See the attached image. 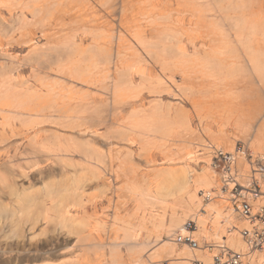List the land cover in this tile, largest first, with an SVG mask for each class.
<instances>
[{
  "label": "bare ground",
  "instance_id": "obj_1",
  "mask_svg": "<svg viewBox=\"0 0 264 264\" xmlns=\"http://www.w3.org/2000/svg\"><path fill=\"white\" fill-rule=\"evenodd\" d=\"M223 1V8L229 10H222ZM171 5L175 7L170 10ZM174 10L177 18L173 17ZM6 13L11 21L4 17L3 14ZM263 14L264 0H0V31L8 35L7 44L12 47L34 41L32 27L39 32L36 42L40 43L41 38L53 42L52 46L44 48L42 53L32 59L35 64L31 65H36L34 83L26 80L23 85L16 78L14 72H19L22 67L18 60L9 57L11 64L8 65L9 62L5 60L1 64L3 76L8 75L5 86L0 87V264H108L109 260L111 263L123 264L118 252L121 244L129 247L134 264H159L166 257L172 264H216V256L226 250L243 254L242 264H263L264 261L258 258V251H264V239L259 238L254 230L260 226V221L255 216L264 214V145L259 151L250 149L245 143H242L244 147H237L234 151L228 152L221 148L215 150V154L219 151L229 154L226 155L230 159L227 162L229 165L220 174L223 187L216 184V170L196 172L188 169V177L183 175L180 179L171 173L167 177L163 175L164 183H159L158 193H164L167 182H181L180 191L187 197L185 199L182 193L175 194L178 206L170 213L167 239L157 235L154 240L156 246L146 259L141 260L140 252L153 241L141 242L138 229L127 228L124 239L114 237L110 242H100L102 249L103 245L111 248L110 257L99 251V255L96 253L98 257L93 259L90 258L89 249L97 248L99 240L96 241L93 234L88 233V237L84 235L89 226L87 219L77 217V214L75 216L70 209L76 207L87 212L84 202L89 203L90 197L93 199L101 196L90 191L102 189L101 179L107 175L111 182L117 178H126L127 182L123 183L127 185L122 188L132 191L134 188L131 186L136 182L134 171L130 175L129 168L125 167L128 164L126 160L120 163L118 170L115 169L110 150L103 154L99 148H88L91 143L85 147L77 145L78 140L75 143L61 131L47 129L44 125L52 119L58 120L61 125L78 121L87 125L85 129L94 134V125L103 124L114 130L115 125H121L122 122V130L136 133L141 141L161 138L168 142L169 137L177 136V127L174 126L176 120L169 113H162L160 108L135 109L137 100L129 95L128 86L134 83L136 74L143 83L147 75L138 64H134L131 57L138 54L140 47L135 44H139L154 58L157 65H161V77L165 78L166 71L170 69L168 65L173 64L182 72L189 73L191 70L188 72V68L192 64L167 62L178 56V53L186 54L189 43L194 50L198 47L196 38L191 39L192 35L188 36L185 43L179 42V39L175 42L171 36L189 23L200 31L199 37L203 39V46L200 47L206 49V54L208 52L211 56L203 61V66H199V70H204V75L211 66L216 72L209 77L225 72L226 77L233 79L239 75V71L244 70L257 80L259 78L258 95L261 96V101L258 113L256 110L246 111L242 100L227 105L224 115L226 122L232 123L240 132L250 133L251 145L260 147L264 143V21L258 23V15ZM15 16L20 21L19 28L11 24ZM28 16L33 18L32 22H28ZM75 23L77 29L82 31L79 35L80 42L92 39V45H87L89 48L79 44L76 40L77 32H70L69 35L63 33ZM145 23L150 24V28ZM149 36L156 39L148 40ZM211 59L215 62L214 65H211ZM27 60L32 61L30 57ZM55 64H64L66 68L63 67L62 70L67 69L66 73L74 77L70 78L62 71V75H52L51 70ZM161 77H158V84L164 82ZM52 78L54 81L58 80L52 82ZM93 86L98 90V95L95 96L102 97L99 102L91 94ZM256 119L258 123L255 122ZM15 122L22 124L20 129ZM41 130L45 134L40 139ZM7 131L11 132L10 135H7ZM16 136L20 139L13 140ZM108 141L106 144H111L112 141ZM245 148L251 150L248 155ZM149 156L144 158L148 163L151 162ZM246 156L251 175L248 176L249 172L247 175L243 173L242 177H249L248 185L242 184L243 178L238 177L241 173L237 172L238 159ZM75 157H78L77 161ZM51 159L52 166L45 169ZM178 159H197L196 151L186 150ZM32 173H37L34 179L41 181L42 187L38 186L33 192L30 187L26 192L17 185V180L20 181L17 178H26ZM54 177H58V180ZM252 181L260 185L258 194L250 190ZM235 185L241 188V196L231 193ZM106 188L108 187L104 189ZM207 189L215 191L206 193ZM228 190L229 193L226 192ZM203 196L209 202L203 203ZM216 196L227 202L231 206L229 210L237 213L251 226L243 223L234 225L229 230L230 216H224L219 206L211 204ZM258 196L263 198L261 203ZM242 199L250 202L251 215L241 214V206L236 203ZM116 202L117 207L120 201ZM138 206L141 207L142 204ZM188 218L195 220L194 230L187 228ZM40 219L45 221L42 228L45 237L42 240L33 245L11 240L15 237L23 239L26 225L34 227ZM156 219L155 227L150 230L152 232L164 229L166 212L160 213ZM7 228L11 234L5 235ZM64 234L74 236L72 247H49L53 240L58 242ZM194 235L205 237V245L193 246L185 240L186 236L196 239ZM210 239L216 241L211 243ZM90 241L93 244H88ZM84 243L93 247L86 249Z\"/></svg>",
  "mask_w": 264,
  "mask_h": 264
},
{
  "label": "rangeland",
  "instance_id": "obj_2",
  "mask_svg": "<svg viewBox=\"0 0 264 264\" xmlns=\"http://www.w3.org/2000/svg\"><path fill=\"white\" fill-rule=\"evenodd\" d=\"M80 1V0H78ZM224 1L221 2V8H223ZM175 6L171 5L169 8L173 9ZM229 10V8H223L222 10ZM61 8V13H62ZM4 17L10 20L9 14H3ZM13 18L14 22L13 26L20 27V21L16 18ZM174 18H177L176 11L174 10ZM152 18V17H151ZM150 18V19H151ZM264 14L262 16L258 15V23L264 20ZM11 21V20H10ZM33 18L31 16H28V22H32ZM152 21V20H151ZM70 23H72L70 21ZM148 23V22H147ZM148 28H150V24H147ZM70 25V24H69ZM68 26V25H67ZM66 26V27H67ZM73 26V27H71ZM69 30H64L63 33H74L77 32L76 40L79 41V44H81L85 48H89L87 45H92L91 38L84 39L80 42L79 35L82 33V31L77 29V24H71L69 26ZM32 36L34 41L28 44H15L11 47V45L7 44V37L8 35L4 34L2 31H0V87L5 86L6 77L7 75H4V71L1 67L2 62L5 60L6 62H9V64L12 63V61L9 59V57L14 58L15 60H18L19 63L22 64V67L19 72H14L15 76H17V79H20V83H23L25 85V81L29 80L30 82L34 83L36 81L35 79V66H32L31 64H35V61L32 60L36 58V55L40 54V52H43L44 48H48L49 46L53 45V42H49L45 38L40 39V43L36 42V39L39 36V32L37 30H34L35 28L32 27ZM71 29V31H70ZM72 29H75L74 31ZM193 25H190L189 23H186L183 30L174 32V35H171L174 37V41L176 42L177 39L180 41H183L184 43L187 42V38L189 35L192 38H196V42L198 44V47L196 50H194V47H191L192 45L189 43V47L186 54H176V56L173 59H169L167 62H173L176 63H184L187 62L188 64H192L190 68H188L189 73L182 72L178 67L176 68L173 65H168V69L166 71V76L161 77V65L154 61V58L149 55L145 48L143 46L138 45L140 50L138 51V54L135 55V57L132 55L131 58H133L134 64H138L142 71H145V74L147 75L145 78V82H142V79L138 74H136L134 83L130 86H128L129 89V95L132 96L138 103L137 105L134 104V107L137 110L139 109H147L152 110L154 108H160L162 109V113H169L172 115L173 120H176L174 123V126H176L177 136L169 137V141L165 142L163 139H154L152 140H143L139 138V136L136 135V133H132L130 131L125 132L122 130V122L121 125L116 124L114 130H110L108 127H106L103 124H97L94 125L96 129V133L92 134L91 130H87V125H83L81 122L78 123V121L74 122L71 121L69 123H64L61 125V123L55 121V119H52V121L45 122L44 125L47 129H57L61 131V133L64 136L70 137V140H73L75 143L77 142V145H81L83 147L87 146L89 143L91 145L88 146H94L96 148L101 149L105 154L107 151H111V156L113 158V167L115 169H119V165L122 161L126 160L127 164L125 167H128V171H130V175L134 174V182L135 185L131 186V188H134L132 191H129L130 189H123V185L127 182L126 178L121 177L117 178L114 181H110L109 176L103 177L101 179V190H92L90 193L99 195L100 197H91L89 198L90 202H84L83 204L86 207V211L84 212L79 208H71V213L77 214V217H85L87 219V224L89 228L86 227L85 229V236H89V234H93V237H95V240L98 241V247L94 248L92 245L89 246L86 244L85 248L88 249L90 247H93L89 249L90 258L95 259L97 254L99 255L106 253L107 255L111 254V248L109 246H104L103 249L101 248V243H107L113 240L114 237H119L121 239H124V233L127 228L130 229H138L139 232V239L141 242H151V245H145V249L140 252V259H146L147 255L153 250L154 246H156V243L154 240L156 239L157 235L162 236L164 239H167V232L169 229V223H170V213L178 206L177 199L175 197V194L182 193L183 196L186 197V194H183V192L180 191V188L182 186L181 182H177L175 184L167 182L163 192L158 193L160 190H158V185L162 181L164 183V176L166 177L169 175V173L172 174V176H175L177 178H183V175H186L188 177V169L195 170L196 172H201L202 170L206 169L210 172L212 170H216L218 176L216 177L217 182L216 184L220 185V187L224 186V182H222V178L220 177V174L225 170L224 161L221 159V156L218 158L215 156V150L217 148H221L225 151H234L237 147H244L242 143L247 144L250 149H253L254 151H257L256 149H259L263 147L264 143L260 147H254L251 145V136L249 134H245L243 131L240 132L237 128L233 126L232 123L226 122V116L224 113H226V106L231 105L230 103H237L239 101L243 100L244 107L246 111L254 110L258 113V106L260 105L259 102L261 101V96L258 95V80L254 77L249 75L246 71H239V75H237L235 78L231 79L229 77H226L224 73L220 72L217 76H211L212 73L216 72L212 69L211 66H209L206 70V75L203 74L204 70H199V66H203L206 59H209L208 52L206 54V49H202L200 46L202 45L203 39L199 37L200 31L195 29ZM259 33V32H258ZM75 34V33H74ZM37 36V37H36ZM156 38H152L149 36L148 40H155ZM173 42V41H172ZM15 48V49H13ZM199 48V50H198ZM37 49V50H36ZM208 50V48H207ZM133 53V52H132ZM235 55V54H234ZM233 55V56H234ZM32 60L29 62L27 58ZM131 60V59H130ZM212 60V59H211ZM132 61V60H131ZM239 63V62H238ZM215 62H211V65H214ZM194 65V66H193ZM64 67V64L61 66H58L55 64V66L52 67L51 72L52 75H62L66 73V70H62ZM160 67V68H159ZM207 66H205L206 69ZM225 69V65L223 66ZM66 68V67H64ZM61 69V70H60ZM176 69V70H175ZM187 69V68H186ZM9 71V70H8ZM62 71V72H61ZM65 71V72H64ZM176 71V73L174 72ZM179 71V72H178ZM59 72V73H58ZM69 72V71H68ZM174 72L176 75L174 78H172V73ZM10 74V73H9ZM185 76H184V75ZM68 77H74L71 76L72 74H65ZM184 76V78H182ZM34 77V78H33ZM158 77L162 78L163 84L160 82L158 84ZM169 77V78H168ZM117 78V77H116ZM229 78V79H228ZM35 79V80H34ZM168 79V80H165ZM175 80L173 83L172 80ZM185 79V80H184ZM187 79V80H186ZM213 79V80H212ZM52 82H55L58 79L52 78ZM167 81V82H166ZM51 82V81H50ZM157 86V87H156ZM156 87V88H155ZM93 92L91 93L92 96L96 99L97 102H99L102 97L95 96L98 95V90L95 88V86L92 87ZM262 94V91H260ZM127 112L124 114L126 115ZM259 115V114H258ZM54 120V121H53ZM255 122L258 123L257 119ZM16 126L20 129L22 124L20 122H15ZM77 123V124H76ZM81 127H78L80 126ZM58 125V126H57ZM76 128H75V126ZM83 125V126H82ZM71 126H73L71 128ZM127 126V124H126ZM66 127V128H65ZM24 128V127H23ZM42 129V127H41ZM129 130L128 128H126ZM86 130V132L82 131ZM238 130V131H237ZM78 131V132H77ZM80 131V132H79ZM252 133L254 132V128L251 129ZM10 131H7V135H10ZM60 133V132H58ZM81 133V134H80ZM85 133V134H84ZM89 133V134H86ZM45 132L43 133L42 130L40 131V139L44 136ZM47 135H50L47 132ZM8 137V136H7ZM85 137V138H83ZM130 137V140H127V138ZM20 139L19 136H16L13 138V140ZM172 139V140H171ZM108 140H111V144H106L109 142ZM2 140H0V143ZM71 141L72 143H74ZM80 142V144H79ZM83 144H82V143ZM204 144V145H203ZM215 146V147H214ZM248 152H251L249 148H245ZM186 150H193L196 151V158L192 161L188 160H179L181 155L184 154V151ZM146 152V153H145ZM150 155V156H149ZM149 156L151 159V162L148 163V161H145V157ZM107 158V156H104ZM76 161L78 157H75ZM241 158V159H240ZM238 159L237 163V172L241 173L238 177L243 178L242 184L248 185L249 180L248 176L251 175V172H249V162L247 159V156L244 158L240 157ZM65 160H68L67 158H64ZM144 159V160H143ZM241 160V161H240ZM52 159L48 164L45 166V169H49L52 165ZM130 162L132 163L130 165ZM215 162V163H214ZM135 164V165H133ZM130 166V167H129ZM133 168V170L131 169ZM117 169V170H118ZM48 171V170H47ZM134 171V173L132 172ZM50 172V171H49ZM248 176H243L244 173ZM133 173V174H132ZM37 173L29 174V177L26 178H17L20 181L17 180V185L24 188L27 191H29L32 187L31 192L35 191L38 186L40 188L42 187L40 182L36 181L34 178L36 177ZM123 175V173H122ZM171 176V175H170ZM169 176V177H170ZM116 177V176H115ZM56 180H58V177H54ZM185 178V177H184ZM47 181H49L47 179ZM159 181V182H158ZM124 182V183H123ZM36 184V185H35ZM38 184V185H37ZM103 184V185H102ZM106 185V186H105ZM236 188L233 190L231 189V193L237 194L240 192L239 186L235 185ZM105 187H108L104 189ZM239 188V190H238ZM213 189V188H210ZM207 189L206 191H215ZM224 189V188H223ZM238 190V192H237ZM98 191V192H97ZM107 191V192H106ZM44 192V190H43ZM101 192V193H100ZM104 192V194L102 193ZM106 192V193H105ZM229 193V190L226 191ZM207 193V192H206ZM90 194V195H92ZM180 195V196H182ZM228 195V194H227ZM142 199H140V197ZM113 197V198H112ZM213 197V196H211ZM112 198V199H111ZM111 199V200H110ZM161 199H163V202H161ZM187 199V197L185 198ZM208 198H205L204 196L201 198L203 203L209 202L207 200ZM261 199L258 196V200L261 203ZM92 200V201H91ZM113 200V201H112ZM116 200L120 201L119 205L116 207L118 202ZM211 200V199H210ZM117 203V204H116ZM142 204L141 207H139V204ZM212 206H219L218 208L222 211L224 216H230L228 223L230 226L229 230H231L234 225L243 224L246 223L251 226L248 221H246L243 218H240L237 213H232L229 208L231 206L227 203L222 201L220 197H215L214 201L211 203ZM211 211V210H210ZM84 212V213H83ZM166 212L167 219H166V225L163 230H160L159 232H152L150 231L152 228L155 227V220L160 213ZM233 214V215H232ZM81 215V216H80ZM193 220L192 218H188L187 221ZM195 221V220H194ZM45 221L40 219V222L36 224L34 227L24 229V237L21 239V237H15L11 239L13 242L16 243H25L27 245H33L36 242L42 240L45 235L43 234ZM261 225V223H259ZM95 228V229H94ZM143 228V229H142ZM227 228V230H228ZM245 229H248L245 228ZM152 232V233H151ZM7 234L10 233V229L7 228L6 232ZM89 233V234H88ZM177 235V234H175ZM74 236H67L64 234V236L60 237V240L58 242L53 240V244L49 246L50 248H65L66 246L72 247L74 245V239H72ZM92 237V239H93ZM194 238L197 239L199 246L205 245V241L207 240L205 237H200L198 235H194ZM243 239V236L241 237ZM111 239V240H110ZM94 240V239H93ZM212 240L211 243L215 242L216 239H210ZM209 240V241H210ZM120 241V239H119ZM92 241H90L88 244H91ZM93 244V243H92ZM183 246L182 244L180 245ZM204 247V246H203ZM247 250V249H246ZM93 251V252H92ZM95 251V252H94ZM99 251H101L99 253ZM258 251V250H257ZM118 252H120V257L123 260V264H134L133 260L131 258V254L129 251V247L125 244H121L118 248ZM259 256L262 261H264V251H258ZM97 253V254H96ZM95 255V256H94ZM107 262L108 264H115ZM197 263V262H196ZM159 264H172L171 260L168 259V257L164 258L163 261H160ZM198 264V263H197ZM264 264V262H263Z\"/></svg>",
  "mask_w": 264,
  "mask_h": 264
},
{
  "label": "built area",
  "instance_id": "obj_3",
  "mask_svg": "<svg viewBox=\"0 0 264 264\" xmlns=\"http://www.w3.org/2000/svg\"><path fill=\"white\" fill-rule=\"evenodd\" d=\"M239 149H240V147H239ZM216 155L218 158L221 156V159L225 163L224 164L225 167H227V165H229L227 162L230 159L227 158V156H226L229 154H224L222 151H219V152H217ZM250 184H251L250 190L252 192H255V194H258V192L260 191V185L258 183H256L255 181H252ZM240 191H242V190L240 189ZM237 195L241 196V195H239V193ZM236 204H237V206H241V208L240 207L239 208L241 210L242 215H246V216L251 215V204L248 200L242 199L241 202H238ZM255 218H257L260 221L259 223H261V225L256 227L254 231L256 234L259 235V238L264 239V214L256 215ZM186 226L190 231L195 229V223L192 220H189L186 223ZM185 240L193 246H197V244H198L197 240L192 239L190 236H186ZM261 244H263V243H260V245ZM242 255L240 253L232 252L231 250H226L222 253L220 252V254H218L216 256L215 263L216 264H242L243 263ZM223 257H224V259H223Z\"/></svg>",
  "mask_w": 264,
  "mask_h": 264
}]
</instances>
